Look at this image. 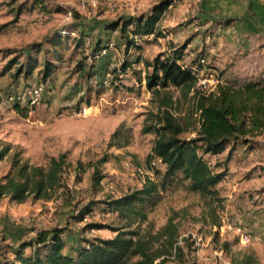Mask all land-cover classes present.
<instances>
[{"label":"rangeland","instance_id":"374dc122","mask_svg":"<svg viewBox=\"0 0 264 264\" xmlns=\"http://www.w3.org/2000/svg\"><path fill=\"white\" fill-rule=\"evenodd\" d=\"M158 1L0 0V148L9 147L0 160V184L13 174L17 159L45 166L50 157L65 155L61 188L21 202L0 194V261L11 259L12 250L38 230L62 228L70 253L86 238L113 237L111 227L154 236L172 218L177 242L164 264H242L246 255L252 264H264V134L253 138L250 149L239 146L230 159L228 150L203 155L225 173L217 184L218 199L201 198L180 175L165 179V166L151 165L155 133L144 131L154 121L156 103L145 87L143 64L134 62L138 56L152 59L169 42L184 43L185 63L191 56L204 57L205 90L217 80L257 76L264 70V0H173L156 25L163 37L135 39L128 50L119 31L104 30L105 23L146 13ZM79 30L85 34L80 45ZM97 37L114 48L94 58L90 50ZM28 55L37 67L27 78L14 77L10 61ZM45 59L56 68L42 81ZM32 87L40 89L34 103ZM173 95L182 112L187 100L177 90ZM94 175L102 176L97 185ZM148 180L157 189L142 222L100 203L141 189ZM229 192L237 194L236 202ZM90 201L91 212L75 221L72 216ZM239 206L249 213L246 220ZM85 223L108 227L82 230ZM152 247L159 248V241L153 239Z\"/></svg>","mask_w":264,"mask_h":264},{"label":"trees","instance_id":"16d2710c","mask_svg":"<svg viewBox=\"0 0 264 264\" xmlns=\"http://www.w3.org/2000/svg\"><path fill=\"white\" fill-rule=\"evenodd\" d=\"M172 4L173 0H159L147 13L107 22L104 30L119 31L126 50L136 45L135 39L150 35L156 39L163 37L156 25ZM84 36L79 30L77 44H83ZM108 43L97 37L90 56L96 58L108 48ZM185 51L186 44L169 42L167 48L152 59L138 56L134 61L143 64L145 87L152 93V101L157 107L156 112L150 114V119L154 121L145 126L144 131L155 133L151 160L153 157L161 159L165 166V179H175L180 175L181 180L187 181L189 190L198 193L201 198L215 200L219 195L217 184L225 178V173L215 171L203 155H218L228 150L227 159H230L239 146L250 149L253 138L264 134V70L257 76H234L222 82L217 80L212 90H205L197 84L198 78L205 72L204 57L201 54L191 56L190 62L185 63L184 59L188 56ZM54 55L59 58L58 52L55 51ZM12 65L16 67L14 77L22 75L27 78L37 67V62L28 55L22 62L12 59L8 66ZM79 66L83 68L81 62ZM55 68L56 64L45 59L43 68L39 70L41 80L46 81ZM173 90L179 91L187 100L182 112L179 108L177 110L180 103ZM14 106L18 109V104ZM186 132L193 136L183 137ZM8 150V146L0 148V160ZM64 165L63 153L50 157L45 166L29 165L17 159L13 174L0 184V194H8L19 202L29 195L41 198L62 187ZM93 179L97 185L102 176L94 175ZM156 189L157 184L148 180L141 189L100 203L132 222H142L146 219V204H153ZM93 204L90 201L81 206L73 219L83 221ZM104 227L108 226L85 223L82 230ZM124 228L111 227L116 232L111 238H86L70 253L65 252L62 228L38 230L32 239L20 242L12 250L11 259L1 260L0 264H164L165 255L177 242L178 229L172 218L154 236L141 237ZM153 239L159 241V248L153 249ZM26 248L31 249L30 254H25ZM175 250L180 251V247L175 246ZM242 264H252V256L246 255Z\"/></svg>","mask_w":264,"mask_h":264},{"label":"built area","instance_id":"2783aa9c","mask_svg":"<svg viewBox=\"0 0 264 264\" xmlns=\"http://www.w3.org/2000/svg\"><path fill=\"white\" fill-rule=\"evenodd\" d=\"M72 34H74L73 32H72ZM114 48V43L113 42H109L108 43V49H113ZM106 50H103L102 52L104 53ZM202 62H204L203 60H202ZM202 76V75H201ZM204 81L205 80H201V78L199 77L198 78V85L199 86H201V88H203V85H204ZM214 86H215V84H214ZM214 86L212 87V88H210V90H212L213 88H214ZM39 87H32V89H31V92H32V96H31V103H34V102H36L37 101V98H38V96H39ZM11 99H14V98H12L11 97ZM151 165L152 166H163V164H162V162H161V159L160 158H158V157H153V159L151 160Z\"/></svg>","mask_w":264,"mask_h":264},{"label":"crops","instance_id":"0c3cea01","mask_svg":"<svg viewBox=\"0 0 264 264\" xmlns=\"http://www.w3.org/2000/svg\"><path fill=\"white\" fill-rule=\"evenodd\" d=\"M152 0H138V2H139V4H150L149 2H151ZM157 3V2H156ZM155 4V3H154ZM152 7V6H151ZM150 10V9H149ZM145 13V12H144ZM147 13V12H146ZM140 14H143V12H140ZM140 14H138V15H140ZM131 15H135V14H133V13H131ZM158 24V23H157ZM107 32V31H106ZM232 189H235V186H234V188L232 187ZM228 196L230 197H234L233 198V200L232 201H237V200H235L236 198H237V194L236 193H233V192H229L228 193ZM240 200V199H239ZM246 209V208H245ZM244 209V207L243 206H239L238 207V211H240V212H242V217L246 220L247 218H249L248 217V215H249V213H247L246 212V210Z\"/></svg>","mask_w":264,"mask_h":264}]
</instances>
